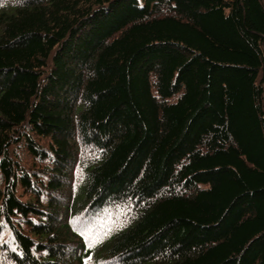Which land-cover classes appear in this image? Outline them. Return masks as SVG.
Segmentation results:
<instances>
[{
    "label": "trees",
    "instance_id": "trees-1",
    "mask_svg": "<svg viewBox=\"0 0 264 264\" xmlns=\"http://www.w3.org/2000/svg\"><path fill=\"white\" fill-rule=\"evenodd\" d=\"M0 264H264V0H0Z\"/></svg>",
    "mask_w": 264,
    "mask_h": 264
},
{
    "label": "snow or ice",
    "instance_id": "snow-or-ice-1",
    "mask_svg": "<svg viewBox=\"0 0 264 264\" xmlns=\"http://www.w3.org/2000/svg\"><path fill=\"white\" fill-rule=\"evenodd\" d=\"M109 231H111V229H109ZM106 234H107V233H105V235H106ZM97 242H99V241H97ZM88 246H89V247H93L94 244H93V243H90Z\"/></svg>",
    "mask_w": 264,
    "mask_h": 264
},
{
    "label": "clouds",
    "instance_id": "clouds-1",
    "mask_svg": "<svg viewBox=\"0 0 264 264\" xmlns=\"http://www.w3.org/2000/svg\"><path fill=\"white\" fill-rule=\"evenodd\" d=\"M21 2H22V0H21Z\"/></svg>",
    "mask_w": 264,
    "mask_h": 264
}]
</instances>
